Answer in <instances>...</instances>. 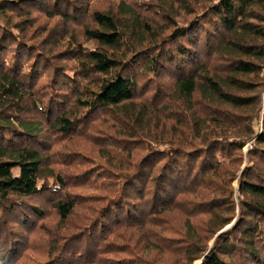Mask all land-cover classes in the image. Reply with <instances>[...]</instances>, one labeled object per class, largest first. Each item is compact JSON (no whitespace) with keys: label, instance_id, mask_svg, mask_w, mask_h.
Instances as JSON below:
<instances>
[{"label":"trees","instance_id":"trees-1","mask_svg":"<svg viewBox=\"0 0 264 264\" xmlns=\"http://www.w3.org/2000/svg\"><path fill=\"white\" fill-rule=\"evenodd\" d=\"M0 264H264V0H0Z\"/></svg>","mask_w":264,"mask_h":264},{"label":"rangeland","instance_id":"rangeland-1","mask_svg":"<svg viewBox=\"0 0 264 264\" xmlns=\"http://www.w3.org/2000/svg\"><path fill=\"white\" fill-rule=\"evenodd\" d=\"M261 127V125H259V128ZM251 142H248L243 148H242V152H243V154H245V152L247 151V149L248 148H250L251 147V144H250ZM59 148L60 147H62V144L60 145V146H58ZM76 159L73 161V163H74V166L76 165V163L77 162H80V163H82L81 164V166L82 165H84L85 164V160H84V158H82V157H75ZM77 158H80V159H77ZM244 165V164H243ZM67 169L68 170H70V171H72V173H74L75 174V172L73 171V167H70V166H67ZM92 176H93V174H92ZM232 185H233V187L235 188L236 187V181H234L233 183H232ZM77 190V192H79V193H83L84 195H86V196H90V195H98V193H100V191L99 190H97V189H94V188H86V189H76ZM234 199L236 200V194H234ZM236 210H237V207H236ZM234 221V220H233ZM232 223V222H231ZM230 226V224L229 225H227L226 227H224V229L225 228H227V227H229ZM198 261H196V263H197Z\"/></svg>","mask_w":264,"mask_h":264}]
</instances>
